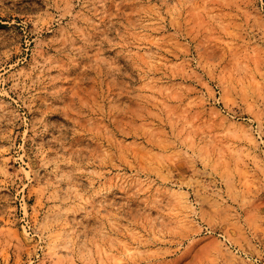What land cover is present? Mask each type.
Returning <instances> with one entry per match:
<instances>
[{
    "label": "clouds",
    "instance_id": "obj_1",
    "mask_svg": "<svg viewBox=\"0 0 264 264\" xmlns=\"http://www.w3.org/2000/svg\"><path fill=\"white\" fill-rule=\"evenodd\" d=\"M122 2L132 6L130 11L118 21V3L110 19L122 29L113 46L126 56L124 70L121 65L104 62V79L95 95L89 101L81 100L78 107L71 106V101L53 105L41 99L44 107L36 136L43 137L50 127L58 130L33 146L34 165L43 180L36 228L46 244L62 256L64 264H110V257L100 252L98 244L108 253L119 255L123 264H261L264 213L253 210L264 200V87L254 85H264V71L258 66L264 61V15L247 10L254 0H232L236 7L232 15L239 22L227 34L254 46L241 71L249 81V99L243 111L251 113L256 126L249 124L247 135L233 138L243 144L228 153L232 166L222 174L214 148L218 138L196 116L202 103L200 93L211 94L209 89L216 75L209 76L206 69L197 72L203 68L200 62L195 68L173 71L179 61L156 75L164 63L159 50L186 54V48L175 38H194L201 30L207 31V11L197 0ZM96 3L97 0H44L40 17L50 23L68 19L60 25V34L51 39L40 35L50 29L37 25L36 47L26 71L5 69L7 76L0 73V85L9 81L8 91L20 104H35L41 93L62 100L65 90L57 86L62 77L48 73L62 67L55 62L56 54L68 55L64 45L71 43L73 35L87 42V29L100 22ZM259 4L258 13H264V0ZM76 5L79 9L74 12ZM93 16L98 19L93 20ZM168 27L172 31L167 37H152V33L167 32ZM151 45L156 46V52L147 50ZM49 48L53 49L51 54L46 52ZM257 50L262 54L259 59ZM247 61H251V67ZM166 75L172 81L179 76L182 82L161 84ZM110 87L118 89L126 103L115 106L108 102ZM4 95L0 91V97ZM85 108L89 111L84 112ZM0 109V120L18 117L2 99ZM53 111L64 112L71 123H45L43 117ZM80 135L87 136L92 146L72 148L69 140ZM128 137L132 142H125ZM79 174L88 179L91 189L83 201L73 196V176ZM116 188L120 191L112 192ZM95 197L101 198L99 207L93 202ZM76 212L84 213L82 220L95 218L97 223L88 227L78 222L77 231L68 223L69 214ZM224 224L232 225L231 234L221 233L220 239L216 230ZM121 242L132 250L131 254Z\"/></svg>",
    "mask_w": 264,
    "mask_h": 264
},
{
    "label": "rangeland",
    "instance_id": "obj_2",
    "mask_svg": "<svg viewBox=\"0 0 264 264\" xmlns=\"http://www.w3.org/2000/svg\"><path fill=\"white\" fill-rule=\"evenodd\" d=\"M73 2L75 3V0ZM151 2L155 4L158 0H151ZM197 2L207 11L204 20L208 30H201L200 34L194 38H175L180 46L186 48V54L180 52L175 55L162 49L159 50V57L164 63L157 68L156 75L160 76L161 70L167 72L168 66L177 65L178 61L179 65L172 69L173 71H182L186 67L195 68L196 63L200 62L203 68L196 69L197 72L206 69L209 76L216 75L209 89L211 94L204 96L202 91L200 93L202 103L196 116L211 128L213 135L218 138L214 143V148L217 166L223 174L232 166V158L228 153L243 144L242 140L233 138L247 135L245 129L249 124L252 127L256 126L251 113L243 111L249 99V81L247 74L241 71V66L246 62L245 57L251 55V49L254 46L245 44L241 39L227 34L232 30V25L239 22L232 15L236 12L232 0H197ZM118 3L120 14L116 19L122 20V14L130 11L131 5L124 4L122 0H97L96 9L100 22L96 27L87 29V42L73 35L71 43L64 45L63 51L68 55L56 54L58 59L55 62L61 64L62 67L52 68L48 75L62 77L57 81V86L65 90L61 94L62 100H56L41 93V98H38L35 104L22 105L17 97L8 91L9 81H4L0 85V91L5 93L0 99L18 113L15 119L5 116L4 120H0V264H64L62 256L57 255L55 250L46 244L35 226L39 219V206L42 203L43 180L41 173L37 172L34 165L33 146L41 142V139L48 140L50 135L56 134L58 130V127H50L43 137L36 136V125L41 120V109L44 107L41 99H48L53 105L71 101V106L78 107L81 100L89 101V98L95 95L104 79V62L121 65L122 71L124 70L123 64L126 56L119 47L113 46L119 39L117 32L122 29L118 22L114 23L110 19L117 11ZM44 7V0H0V60L4 61L0 63V73L7 76L8 72L5 69L26 71L31 67L32 50L36 47L39 31L37 25H46L50 29L40 32L43 39H51L52 36L60 34L58 29L68 18L50 23L39 16ZM88 7L92 5L89 4ZM78 9L79 5H76L72 10L75 12ZM259 9V0H254V3L247 6V10L253 14L264 15V13H258ZM92 19L96 20L98 17L93 16ZM171 31L172 29L168 27L167 32L152 33V37H167ZM105 36L107 40L103 39ZM259 43L256 41V44ZM147 50L157 51L155 45H151ZM175 51L176 49L173 48V52ZM46 52L51 54L53 49L49 48ZM261 55L257 50V59ZM247 62L251 67V61ZM258 66L264 71V61H261ZM256 80L260 81L258 74ZM180 82L182 81L179 76L172 81L170 75L164 76L160 81L161 84L169 85ZM183 82L192 83L191 81ZM199 87L197 84L196 88ZM254 87L259 88L264 85L257 83ZM108 102L119 106L126 103V98L120 94L118 89L110 87ZM247 106L251 108L250 104ZM83 111L88 112L89 110L85 108ZM2 114L3 110L0 109V115ZM116 115L119 118V114ZM9 120L12 122L8 123ZM43 120L55 126L71 123L66 119V114L61 111H53L44 116ZM125 142H132V137L126 138ZM69 144L72 148H83L92 146L93 142L87 136L80 135L69 140ZM61 167L65 168L64 165ZM238 171L246 176L242 169ZM73 180L76 182L73 187L74 199L86 200L91 191L88 179L83 174H79L73 176ZM119 191L118 188L112 190L117 193ZM112 192L107 194L109 200L112 198ZM93 202L97 207L102 203L100 197H95ZM253 211L264 213V200H260L257 209ZM83 216V212L70 213L68 223L77 231H79L78 222L88 227L97 223L95 218L82 220ZM261 226L264 227V225ZM231 230V224H224L216 230V235L223 239L221 233L231 234ZM121 244L131 254L132 250L127 248L123 242ZM97 247L106 258L110 257V264H123L119 255L108 253L101 244ZM261 260V264H264V257H261Z\"/></svg>",
    "mask_w": 264,
    "mask_h": 264
}]
</instances>
